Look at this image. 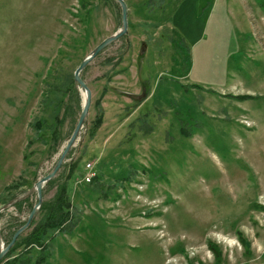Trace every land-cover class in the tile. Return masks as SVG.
Returning a JSON list of instances; mask_svg holds the SVG:
<instances>
[{"label":"rangeland","instance_id":"1","mask_svg":"<svg viewBox=\"0 0 264 264\" xmlns=\"http://www.w3.org/2000/svg\"><path fill=\"white\" fill-rule=\"evenodd\" d=\"M124 1L128 34L82 72L88 117L43 189L72 175L75 226L47 264H264V0ZM121 28L115 0H0V249L82 113L76 84L41 141L32 125L59 97L45 109L43 92Z\"/></svg>","mask_w":264,"mask_h":264},{"label":"trees","instance_id":"2","mask_svg":"<svg viewBox=\"0 0 264 264\" xmlns=\"http://www.w3.org/2000/svg\"><path fill=\"white\" fill-rule=\"evenodd\" d=\"M149 5L150 3L148 2V6ZM75 89L76 83L74 80V76H72L71 81H69L68 83L62 85L51 84L49 86V89L46 88V90L43 92L42 103L43 107L45 106V109H50L53 106V102L49 98V94L51 92H57L59 94V97L57 100H55L56 111L53 110L52 116L50 115L51 118L44 117L43 119H40L32 125L33 128L37 130V133L39 135L38 138L41 141L46 142L47 140H53L54 142H56L58 140L57 138L59 127L64 120L63 118H61V110L71 107V104H68L65 99L68 96L70 99L72 94H75L78 97V102L80 101L78 92ZM239 99L243 98L240 97ZM95 123V128L100 127L103 123V115H99ZM45 130H47V132L49 131L50 133L49 139L43 136V131ZM70 178H72V175H70L66 181L59 184L53 200L43 203L42 208L39 212V219L32 222L31 228L29 232H27V234L21 235L18 238L15 245L8 253L6 257L7 260L1 261L0 264H47L49 262V259L52 255L50 252L49 243L54 239L53 234L55 232L70 233L75 226V223L73 222L74 206L72 203V196L70 194V186L68 183ZM96 179H99V176H96V178H94V180ZM56 182H58L57 179H53L48 183V185L52 186ZM12 188L13 187H9L7 190H10ZM28 201L29 199H25L23 201L17 202L16 205L21 206ZM8 202L9 201H7V203ZM261 207L259 206V208ZM15 232L12 234L13 236ZM13 236L11 237V239L7 240V245L11 242ZM210 247L212 250L217 252V249L216 247H214V245H211ZM19 250H21V252L18 253ZM37 251H39L40 255L38 256V258H34L33 253Z\"/></svg>","mask_w":264,"mask_h":264},{"label":"water","instance_id":"3","mask_svg":"<svg viewBox=\"0 0 264 264\" xmlns=\"http://www.w3.org/2000/svg\"><path fill=\"white\" fill-rule=\"evenodd\" d=\"M115 1L120 5L121 10H122V28L116 34H114V35L108 37L107 39H105L104 41H102L91 52V54L83 60V62L80 64V66L75 71L74 80H75V83L78 85V87L82 93V96H83V108H82V113L80 115L79 121L76 125V128H75L72 136L68 140V143H67L65 149L63 150L56 166L52 170V172L49 173L46 177L39 180L37 182L35 188L25 197V198H28L32 192H37V196H38L37 204L32 209L26 223L20 229H18L15 232L11 242L6 246V248L0 249V262L2 260H4L6 255L10 252L12 247L15 245L18 238L30 228L33 220L36 218L37 214L40 212L42 205H43V202H44L43 201V189H44L45 184H48L51 180H53L56 177V175L58 174L59 170L61 169L64 161L66 160L68 154L70 153V151L74 147L75 143L77 142L78 137L80 135V132L84 127V124L87 120L89 110H90L91 104H92V91L90 90V88L88 87L86 82L83 80V78L81 76L82 72L107 47H109L114 42H116L117 40L121 39L122 37H124L128 34V31H129L128 6L124 0H115Z\"/></svg>","mask_w":264,"mask_h":264},{"label":"built area","instance_id":"4","mask_svg":"<svg viewBox=\"0 0 264 264\" xmlns=\"http://www.w3.org/2000/svg\"><path fill=\"white\" fill-rule=\"evenodd\" d=\"M91 178H88V181L90 180Z\"/></svg>","mask_w":264,"mask_h":264}]
</instances>
